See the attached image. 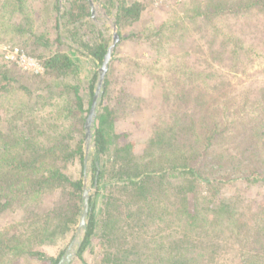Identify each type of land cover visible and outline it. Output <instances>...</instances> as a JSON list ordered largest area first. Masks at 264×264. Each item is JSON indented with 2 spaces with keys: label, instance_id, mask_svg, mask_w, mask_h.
<instances>
[{
  "label": "rangeland",
  "instance_id": "1",
  "mask_svg": "<svg viewBox=\"0 0 264 264\" xmlns=\"http://www.w3.org/2000/svg\"><path fill=\"white\" fill-rule=\"evenodd\" d=\"M54 1L0 0V64L9 65L20 83L31 88L19 89L20 83H16L0 97V128L31 130L35 142L45 148L65 135L75 150L82 138L80 122L65 117L64 108H56L57 100L63 102L66 98L58 97L65 91L59 89L60 79L47 77L38 83L37 76L45 75L39 55L67 52L78 70L70 81L88 88L100 67L81 53L85 50L78 43H72L71 34L88 40L101 35L112 42L115 14L108 0H91L93 18L87 17L89 21L78 32L65 31L64 38L58 40L51 19L55 15L51 8ZM141 1V16L124 26V36L104 73L107 104L116 115L113 132L123 136L122 144H132L128 155L147 171L176 150L186 149L188 155L192 150L205 151L201 171L211 183L199 180L195 194L189 198L190 207L199 214L195 225L187 224L181 192L172 191L167 178L161 183L156 179L150 193L138 198L120 183L108 184L101 189L97 206L102 207L106 196L115 199L111 206L115 250L120 256L127 255L128 249L133 251L123 264H166L175 255L174 241L180 240L185 256L197 259L196 264H264V242H257L264 235V10L254 6L197 18L193 15L207 13L212 10L210 3L218 0ZM224 1L236 5L240 0ZM21 6L24 11L19 9ZM23 15L28 19L25 30L19 31L17 22L24 20ZM38 34L49 38L51 46H39L35 42ZM22 55L33 59L32 64L21 61ZM34 77L37 82H27ZM97 78L95 88L100 74ZM47 82L52 88L36 96L33 88ZM86 92L83 90L88 107L90 96ZM103 98H99L98 105ZM215 125L219 129L226 126L227 130L212 144L211 139L210 145L208 136ZM159 131L163 132L162 143L154 146L151 141ZM52 132L56 135L50 137ZM256 132L259 140L257 137L247 148L243 138ZM42 161L47 168L59 167L71 179L82 178V162L77 154L68 161ZM91 161L85 169L89 175L83 181L92 194L96 188ZM33 176L43 178L41 172L27 169L11 179L23 182L25 197L0 213V232L9 230L5 248L34 244L35 249L59 256L60 243L40 246L35 239L46 224L44 215L57 206L59 198L63 203L65 196L54 189L52 181L30 192ZM219 200H225L228 206L218 209ZM78 227L77 223L61 237L65 249L60 260L71 247L69 264H83L74 242L77 230L82 232ZM10 230L15 237L9 236ZM100 237L94 240L93 252H85L90 264H103L100 251H105L104 239ZM24 263L47 264V260H25L13 251H0V264Z\"/></svg>",
  "mask_w": 264,
  "mask_h": 264
},
{
  "label": "trees",
  "instance_id": "2",
  "mask_svg": "<svg viewBox=\"0 0 264 264\" xmlns=\"http://www.w3.org/2000/svg\"><path fill=\"white\" fill-rule=\"evenodd\" d=\"M108 2L114 9L115 22L116 26H118L117 40H115L113 36L112 42H110L108 38L101 35H98L96 38L94 37V40H88L83 37L77 39L71 34L73 38L71 39L72 43H78V47L85 50L81 53L90 56L92 60L97 62L96 64L98 67L104 62L109 47L114 42L108 59V65L110 64L114 49L124 36L122 32L124 26L137 20L141 16V11L143 10V2L141 0H135L130 3L127 0H108ZM210 6L212 10H209L207 13H196L193 16L199 18L201 15H204V18H209L210 15L213 14L230 11L240 12L254 6L264 10V0H240L236 5L228 4V2L224 0H218L211 2ZM51 8L55 12V15L52 16L51 19L55 23V28L58 31V40L64 38L63 34L65 31L72 33L76 30L78 32L80 26L89 21L85 20L87 17L93 18L91 0H55ZM19 9L24 11L22 6L19 7ZM23 18L24 20L17 22L19 25L16 29L19 31L25 30L24 23L25 20L28 19V16L23 15ZM35 42L43 47H49L52 44L50 39L43 34L36 35ZM39 56L43 58L45 75L43 77L37 76L40 78L38 79V83L45 82L47 77L55 78L56 80L60 79L62 81L59 83L57 81V84L59 89L65 90V94L64 92L63 94H58V97L66 98H64L63 102L57 100L59 104L56 108H64L65 117L80 122L79 132H81L82 138H80L79 144L75 150L71 149L70 141L65 135H61L60 140L58 138L57 144H52L45 148L35 142V136L31 135V130L28 132H19L15 128H0V213L5 211L8 207L13 206L16 200L20 201L25 197V193H23V182L11 179L19 173L23 174L27 169H31L37 173L41 172L42 179L33 176L30 180V192L39 191L47 186V183L52 181L51 184L54 189L62 191L65 197L63 203H59L61 202L59 198L57 200V206L51 208L44 215L46 224H44L41 233L38 234V239H35V243L40 246L60 243L58 252L60 254L59 256L55 254L48 255L46 251L35 249L34 247L36 245L34 244L27 248L20 244L15 247L10 245L5 248L4 240L9 230L0 232V251L5 253L13 251L16 254H21L25 260L37 258L47 260V264H59L60 257L65 249L64 246H61L63 243L61 237L72 231L79 222L84 191L83 177L89 175L88 170H85L89 166V159L92 160V179L94 180L96 190L89 196L91 210H89L87 214V224L83 229V237L77 248V257L83 264H90L89 260H87L84 255L88 250H90V253L91 251L93 252L91 248L95 247L94 240L98 236L104 239L103 245L105 251H100V259L103 264H123L129 259V255L133 252L131 249H128L127 255L120 256L117 250H115V236L112 232L114 220L111 212V206L114 205L115 199L111 198L112 195L105 197L101 208L97 206L101 189L107 187L108 184L120 183L123 189L133 192L138 198L140 196H145L148 192L150 193L152 186L156 184L154 181L159 180L161 183L162 179L167 178L172 191L180 190L181 192V197L184 201L182 211L185 212L188 219L187 224L195 225L194 223L198 221L199 214L197 210H192L190 207L189 198L192 197L191 195L195 194V189L198 187L197 182L199 180L211 183V179L204 177L201 171L202 166H204L205 151L197 152L192 150L190 155H188L186 149L183 151L176 150L178 153L174 152L171 156L160 160L162 163L156 162L149 171L145 170L143 167H139L140 164L134 163V159L128 155L132 144H122L123 136L113 132L116 115L114 116L113 109L107 104L106 91L108 83L107 79H105L106 83H104L102 93L104 98L100 101V106L98 105L93 140L90 144V150L87 152L85 146V124L94 100L96 80H98L97 77L98 74H100V69L96 70L88 88H84L79 82L70 81V79L75 78L73 72L76 71L78 73V70L75 61L67 52L54 51L48 56ZM35 78L36 77L27 82L35 83L37 82ZM20 81V78L16 76L9 65L0 64V97L10 92L13 87H15L14 84L20 83ZM42 85L43 84L33 88V93H35L36 96H42L45 91H48L53 86L50 82H47L46 85ZM20 88L25 90L31 89L27 83H20L19 89ZM36 90H39V92ZM83 90L88 91L86 94L90 96L88 107L85 106L86 98ZM56 92L59 93L60 90L57 89ZM56 92H52L54 93L53 95L57 94ZM20 112H22V110H20ZM36 129L40 130V132L49 134V131H44V129L40 127ZM226 130V126H222L221 129H219V126L215 125V130L208 136V143L210 144L212 139V144L213 139L223 134ZM55 135L54 132L50 133V137ZM162 136L163 132H157L151 144L159 146L162 143ZM262 136H264V133ZM257 137L259 140L258 132L247 134L243 138L247 148H249V144L252 145L255 143ZM75 154L80 157L83 167L82 178L79 179H71L59 167L53 166V168H47L46 162L42 161V159L46 160L50 158H62L68 161L72 159ZM167 167H170V169ZM224 201L225 200H219L217 202V204L221 202L218 209L223 210L228 206ZM9 236L11 238L15 237L12 230H10ZM177 241H174L176 243L172 245V247L174 246L175 248V255L170 257V260L166 264H196L197 259L194 257L187 258L185 256L186 251L181 249L180 240ZM257 242H264V235H262ZM250 255L253 256L255 253ZM248 256L246 259H248Z\"/></svg>",
  "mask_w": 264,
  "mask_h": 264
},
{
  "label": "water",
  "instance_id": "3",
  "mask_svg": "<svg viewBox=\"0 0 264 264\" xmlns=\"http://www.w3.org/2000/svg\"><path fill=\"white\" fill-rule=\"evenodd\" d=\"M113 36H114L115 40L118 39L116 22H114ZM113 43L109 47L108 54L106 55L104 62L100 66V78H99V81H98V84H97V87L95 90L94 100H93V103H92V106H91V109H90V112L88 114L86 124H85V129H86V131H85V134H86L85 146L87 148V152H89L90 144L93 140V133H94V129H95V123H96V117H97V111H98V101H99V98H101L102 93H103L104 73L108 68V59L110 57V52L112 50ZM90 194H91L90 188L88 186H86V184L84 183L82 210H81V215L79 217V222H78V226H79L78 228L81 229L82 232H78V230H77V236L74 240L77 248H78V245L81 242V239L83 237V232H84L83 229L86 227V224H87V214H88L89 210H91L90 202H89ZM72 257H73V252L71 250V247H68L66 252H65V255L60 260L59 264H69Z\"/></svg>",
  "mask_w": 264,
  "mask_h": 264
},
{
  "label": "built area",
  "instance_id": "4",
  "mask_svg": "<svg viewBox=\"0 0 264 264\" xmlns=\"http://www.w3.org/2000/svg\"><path fill=\"white\" fill-rule=\"evenodd\" d=\"M16 52H18V50H15ZM8 57V56H7ZM20 60L21 61H28V63L27 62H24V63H26L28 66L29 65H31L32 64V62L34 61L33 59H31V58H26V57H24V55H22L21 57H20Z\"/></svg>",
  "mask_w": 264,
  "mask_h": 264
}]
</instances>
